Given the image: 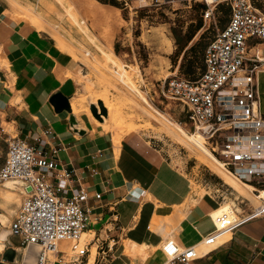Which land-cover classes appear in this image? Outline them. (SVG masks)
<instances>
[{
  "label": "crops",
  "instance_id": "crops-1",
  "mask_svg": "<svg viewBox=\"0 0 264 264\" xmlns=\"http://www.w3.org/2000/svg\"><path fill=\"white\" fill-rule=\"evenodd\" d=\"M81 69L82 62L60 49L50 31L17 17L10 4L0 0V166L10 136L25 139L56 159L59 168L73 171L69 184L88 190L86 233L94 232L91 247L113 245L103 264H163L166 257L157 248L163 241L174 239L189 247L214 230L212 212L220 204L219 195L188 192L187 173L172 167L141 132L131 131L115 144L113 134L99 129L87 114L77 116L71 96ZM57 93L68 98L71 110H56L51 98ZM259 93L264 114V72ZM203 180L217 192L224 187L206 174ZM123 240L145 243L150 252L143 259L126 255ZM12 245L24 248L26 255L28 248ZM99 255L97 250L94 258L100 260ZM191 264H264V217L246 221Z\"/></svg>",
  "mask_w": 264,
  "mask_h": 264
},
{
  "label": "built area",
  "instance_id": "built-area-1",
  "mask_svg": "<svg viewBox=\"0 0 264 264\" xmlns=\"http://www.w3.org/2000/svg\"><path fill=\"white\" fill-rule=\"evenodd\" d=\"M120 1L130 13L174 2L189 7L202 4V15L210 21L221 5L230 10L228 22L206 47L203 68L197 76L186 77L177 68L161 82V94L182 107L187 122L179 124L200 132L224 171L251 184L259 203L246 214L234 208V217L219 216L218 223L214 219V230L198 244L183 247L174 239L162 244L166 257L163 264H191L246 221L264 217V114L259 93V77L264 72V10L256 0ZM115 73L120 74V70L115 69ZM40 143L45 142L41 139ZM72 174L25 139L10 136L5 161L0 166V184L11 182L23 196L9 226L10 236L21 239L19 247H40L37 264H49L51 250L65 264H90L93 239L84 237L90 221V209L85 205L89 193L82 185L69 184ZM101 196L96 194L97 199ZM67 240L71 241L70 248L60 251V242ZM14 248L18 252V247ZM112 248L113 245H97L100 260L94 258L92 264L105 263Z\"/></svg>",
  "mask_w": 264,
  "mask_h": 264
},
{
  "label": "rangeland",
  "instance_id": "rangeland-1",
  "mask_svg": "<svg viewBox=\"0 0 264 264\" xmlns=\"http://www.w3.org/2000/svg\"><path fill=\"white\" fill-rule=\"evenodd\" d=\"M6 1L12 9L13 3L17 1L29 13H37L39 23L43 26L35 25L50 31L60 49L66 51L73 60L82 62L83 69L80 74L75 75V92L71 96V102L82 103L81 113L87 114L96 125L94 116L98 115L92 109L97 107L98 114V106L104 103L108 114L105 111L103 121L99 118L105 122V126H100L99 129L112 133L115 144L131 131L141 132L162 150L172 167L187 173L188 192L219 195L220 204L212 212L215 220L222 212H229L234 217V208L239 213H246L252 205L259 203L256 198L253 200L254 195L252 196L253 193L247 186L226 173L199 146L194 142L195 145L191 144L181 130L180 132L156 112L164 114L172 122H187L182 107L161 94V82L173 75L177 68L180 74L189 77L186 71L191 61H195L194 67L199 72L207 45L218 29L228 22L230 10L226 5L218 7L214 19L210 21L205 20L199 5L189 7L181 2L130 13L123 8L120 0ZM113 1L117 4H113ZM256 1L264 10V0ZM14 13L21 19H28L20 13ZM83 19L86 20L85 23H82ZM199 24L201 27L197 29ZM195 44L196 50L190 51L189 48ZM115 69H119L120 74H116ZM75 77L70 74L73 81ZM106 104L113 105L111 114ZM182 127L189 133H194L190 125L183 124ZM205 174L213 182L220 181L224 184L221 191L217 192L212 185L206 184L203 180ZM11 184H0V193L11 191L19 200L7 204L0 200V213L6 217L5 224H0V233L3 229L10 231V223L23 200L22 194ZM153 223L151 227L156 232L157 223ZM91 234L94 236V232H88L84 237L89 241L93 237ZM226 238L228 236L224 237ZM165 241L157 248H161ZM4 242L0 260L6 249L13 247L12 242L20 245L21 239L9 234ZM123 244L125 254L131 257L143 259L150 252L145 243L139 246L123 240ZM70 245V240L62 241L59 250L65 252ZM151 248L156 249L153 246ZM201 249L204 250L205 246H201ZM92 252L93 256L97 253L96 245ZM22 260L23 250H19L12 264H23ZM55 262L63 261L54 253L49 264Z\"/></svg>",
  "mask_w": 264,
  "mask_h": 264
},
{
  "label": "bare ground",
  "instance_id": "bare-ground-1",
  "mask_svg": "<svg viewBox=\"0 0 264 264\" xmlns=\"http://www.w3.org/2000/svg\"><path fill=\"white\" fill-rule=\"evenodd\" d=\"M13 10L17 13V14H22L23 16H25L26 18H28L29 20H31V22H33L34 24H36L38 27H42L43 24L39 23V15L35 12H32V13H29L27 10H25L24 6L22 4H20L19 2H15L13 3ZM59 41V40H58ZM60 42V41H59ZM79 100V99H78ZM106 99H104L105 101ZM81 101V100H80ZM82 104V103H81ZM80 104V102H72V105H73V111L74 113L78 116L81 111L83 110L82 109V105ZM107 107L109 108V112L111 114L112 110H114V107L113 105H109V104H106ZM97 108V107H96ZM87 109V108H86ZM88 110V109H87ZM105 111L106 113L108 114L107 112V109L106 107L104 106V103L102 106H98V116H94V119L96 120V123L98 126H101L100 122L101 123H105V122H102L103 121V117L106 116L105 115ZM162 118H164L166 121L170 122L171 124L175 125L176 129H178L179 131L181 130L188 138V141L191 142V144L194 142L196 144V146H199L198 148L201 149V151L209 156L211 159H213L219 166L220 164L218 163V160L215 158V156L208 150L207 146L205 145V141H204V137L203 135L200 133V132H196V133H189L188 131H186L182 125H180L178 122H172L168 117H166L164 114L156 111ZM102 119V121L99 120ZM81 119V117H80ZM100 121V122H99ZM102 127V126H101ZM180 131V132H181ZM201 142H200V140ZM193 143V144H194ZM194 144V145H195ZM221 167V166H220ZM245 186H247L250 190H251V194L253 192V186L249 183H246V182H239ZM11 188V187H9ZM2 190V189H1ZM253 196V194H252ZM0 200L3 201L4 204H7L9 202H13V201H16V200H19L17 198V196L15 195V193L11 192V191H6L4 193H0ZM253 200H255V197L253 196ZM222 215H229V218H232L231 217V214L229 212H222L221 214H219L217 217H216V221L218 220V217L219 216H222ZM5 215H3L2 213H0V224L4 225L5 222H6V219H5ZM218 223V221H217ZM1 227V226H0ZM7 236V231H5V229H3V231L0 233V251L3 252L4 251V245H5V238ZM228 237L230 236L227 235ZM25 247V246H23ZM93 247V246H92ZM25 248H28L27 250V253L25 256H23V260H22V263L23 264H37V256L40 252V247L38 245H31L29 247H25ZM17 250H23V254H24V248H17ZM55 251H49L48 254H49V257L52 258L53 257V254H54ZM36 253V254H35ZM93 254V253H92ZM95 257V255H91V258L93 259Z\"/></svg>",
  "mask_w": 264,
  "mask_h": 264
},
{
  "label": "water",
  "instance_id": "water-1",
  "mask_svg": "<svg viewBox=\"0 0 264 264\" xmlns=\"http://www.w3.org/2000/svg\"><path fill=\"white\" fill-rule=\"evenodd\" d=\"M51 102L54 104L57 111H62L64 109L71 110V104L66 96H64L62 93H57L52 96ZM93 113L97 114V109H92ZM10 234V231H7V236ZM6 236V238H7ZM5 238V239H6ZM16 256V250L14 247L9 246L2 257V260H0V264H12Z\"/></svg>",
  "mask_w": 264,
  "mask_h": 264
},
{
  "label": "trees",
  "instance_id": "trees-1",
  "mask_svg": "<svg viewBox=\"0 0 264 264\" xmlns=\"http://www.w3.org/2000/svg\"><path fill=\"white\" fill-rule=\"evenodd\" d=\"M101 1H104V0H101ZM112 3H113V4H117L116 1H113ZM199 6H200V8H205V6L202 5V4H200ZM200 27H201V24H199V26H198L197 29H199ZM196 48H197V44L191 46V47L189 48V50H190V51H195ZM194 65H195V61H191L190 64L188 65V68H187V71H186V74L189 75V77L192 78V79L195 78V77L197 76V71H196ZM202 68H203V66H202ZM202 68H201V69H202Z\"/></svg>",
  "mask_w": 264,
  "mask_h": 264
}]
</instances>
